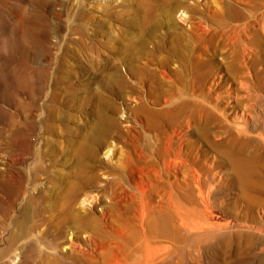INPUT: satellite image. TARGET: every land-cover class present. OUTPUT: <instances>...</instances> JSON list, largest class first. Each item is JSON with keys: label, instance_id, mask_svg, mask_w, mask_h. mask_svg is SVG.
I'll return each instance as SVG.
<instances>
[{"label": "rangeland", "instance_id": "1", "mask_svg": "<svg viewBox=\"0 0 264 264\" xmlns=\"http://www.w3.org/2000/svg\"><path fill=\"white\" fill-rule=\"evenodd\" d=\"M179 90L189 225L143 263L264 264V0H0V264L109 263L127 129Z\"/></svg>", "mask_w": 264, "mask_h": 264}, {"label": "bare ground", "instance_id": "2", "mask_svg": "<svg viewBox=\"0 0 264 264\" xmlns=\"http://www.w3.org/2000/svg\"><path fill=\"white\" fill-rule=\"evenodd\" d=\"M169 75L167 71L159 73L162 80L170 79ZM170 93L154 101L159 109H148L147 113L153 119L148 117L133 121L134 125L127 129L132 151H124L127 152L123 161L125 174L113 180L109 205L107 203L102 212L101 221L105 231L100 234V238H105H101L100 245L105 243L106 247H117L115 251L112 250V255L109 256L110 251L107 252L110 262L106 264H144L145 258L141 254L147 246L174 244V233H178L180 228L186 230L189 225L190 210L187 202L190 197L192 165L188 130L191 128L192 117L202 116L205 109L202 102L191 109L187 95L184 96L185 90H179L178 97ZM145 97L140 96L137 100L142 107L147 106L148 101L145 99L148 98ZM177 101L180 103L176 106L174 103ZM138 124L143 130L152 131L154 138L160 139V144L157 143L159 145L150 155L146 152L147 146L142 147L140 143L139 131H135ZM87 201L84 199L82 204L89 203ZM92 202H101L102 205L101 196L92 198ZM90 241L97 244L96 240Z\"/></svg>", "mask_w": 264, "mask_h": 264}]
</instances>
